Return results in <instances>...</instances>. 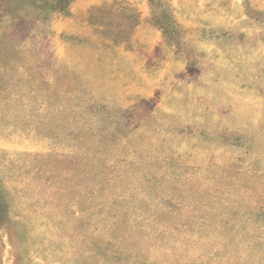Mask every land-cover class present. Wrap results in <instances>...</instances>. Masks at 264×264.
<instances>
[{"label":"rangeland","instance_id":"1","mask_svg":"<svg viewBox=\"0 0 264 264\" xmlns=\"http://www.w3.org/2000/svg\"><path fill=\"white\" fill-rule=\"evenodd\" d=\"M0 264H264V0H0Z\"/></svg>","mask_w":264,"mask_h":264},{"label":"trees","instance_id":"2","mask_svg":"<svg viewBox=\"0 0 264 264\" xmlns=\"http://www.w3.org/2000/svg\"><path fill=\"white\" fill-rule=\"evenodd\" d=\"M66 6H67V3H64V4L60 5L58 9L63 11L66 9Z\"/></svg>","mask_w":264,"mask_h":264}]
</instances>
